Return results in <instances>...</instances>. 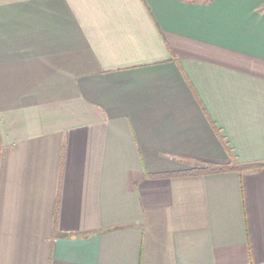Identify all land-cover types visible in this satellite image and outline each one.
Masks as SVG:
<instances>
[{
  "label": "crops",
  "instance_id": "1",
  "mask_svg": "<svg viewBox=\"0 0 264 264\" xmlns=\"http://www.w3.org/2000/svg\"><path fill=\"white\" fill-rule=\"evenodd\" d=\"M0 264H264V0H0Z\"/></svg>",
  "mask_w": 264,
  "mask_h": 264
},
{
  "label": "trees",
  "instance_id": "2",
  "mask_svg": "<svg viewBox=\"0 0 264 264\" xmlns=\"http://www.w3.org/2000/svg\"><path fill=\"white\" fill-rule=\"evenodd\" d=\"M260 167H262L261 164H238L234 160H230V162L224 166L209 163L204 164L203 168L196 170V172L205 174L222 172H246L256 170Z\"/></svg>",
  "mask_w": 264,
  "mask_h": 264
}]
</instances>
